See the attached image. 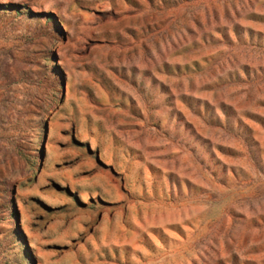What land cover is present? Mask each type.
I'll return each mask as SVG.
<instances>
[{"label": "rangeland", "instance_id": "rangeland-1", "mask_svg": "<svg viewBox=\"0 0 264 264\" xmlns=\"http://www.w3.org/2000/svg\"><path fill=\"white\" fill-rule=\"evenodd\" d=\"M0 264H264V0H0Z\"/></svg>", "mask_w": 264, "mask_h": 264}]
</instances>
